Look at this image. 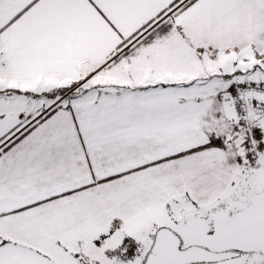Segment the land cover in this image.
<instances>
[{
	"label": "snow or ice",
	"instance_id": "obj_1",
	"mask_svg": "<svg viewBox=\"0 0 264 264\" xmlns=\"http://www.w3.org/2000/svg\"><path fill=\"white\" fill-rule=\"evenodd\" d=\"M0 264H264V0H0Z\"/></svg>",
	"mask_w": 264,
	"mask_h": 264
}]
</instances>
